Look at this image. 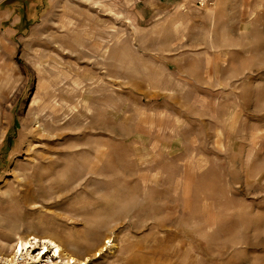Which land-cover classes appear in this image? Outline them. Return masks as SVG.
<instances>
[{"label":"rangeland","instance_id":"374dc122","mask_svg":"<svg viewBox=\"0 0 264 264\" xmlns=\"http://www.w3.org/2000/svg\"><path fill=\"white\" fill-rule=\"evenodd\" d=\"M0 256L264 264V0H0Z\"/></svg>","mask_w":264,"mask_h":264},{"label":"bare ground","instance_id":"6f19581e","mask_svg":"<svg viewBox=\"0 0 264 264\" xmlns=\"http://www.w3.org/2000/svg\"><path fill=\"white\" fill-rule=\"evenodd\" d=\"M39 240L36 237H30L29 239H19L15 245V247H13V254L12 256H16L17 253L22 254L24 252H28V251H34L32 248L34 247V243H37ZM41 244V251H39L38 253H36V257L37 259L39 258H44L48 253H49V245L54 244L56 246V250L54 251V256H59V249L58 246L50 239L44 238L43 240H41L40 242ZM57 256V257H58ZM1 257V256H0ZM10 259V258H9ZM44 262V261H43ZM41 263V264H45V263Z\"/></svg>","mask_w":264,"mask_h":264},{"label":"built area","instance_id":"2783aa9c","mask_svg":"<svg viewBox=\"0 0 264 264\" xmlns=\"http://www.w3.org/2000/svg\"><path fill=\"white\" fill-rule=\"evenodd\" d=\"M196 3H201L202 1H206V0H194ZM14 264H17V262H15Z\"/></svg>","mask_w":264,"mask_h":264},{"label":"trees","instance_id":"16d2710c","mask_svg":"<svg viewBox=\"0 0 264 264\" xmlns=\"http://www.w3.org/2000/svg\"><path fill=\"white\" fill-rule=\"evenodd\" d=\"M9 139H10V138H7V139H6V142H8V141H9ZM7 149H10V148H9V146L7 147Z\"/></svg>","mask_w":264,"mask_h":264}]
</instances>
